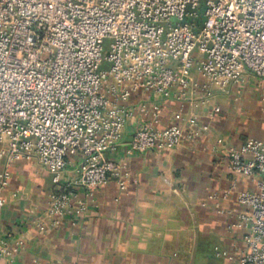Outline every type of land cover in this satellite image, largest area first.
<instances>
[{"label": "built area", "instance_id": "obj_1", "mask_svg": "<svg viewBox=\"0 0 264 264\" xmlns=\"http://www.w3.org/2000/svg\"><path fill=\"white\" fill-rule=\"evenodd\" d=\"M199 7V0H0V157L6 166L34 160L51 174L49 223L41 229L63 219L75 224L110 182L127 187L126 167L108 153L134 115L133 96L194 101L199 92L206 102L213 87L227 90L245 72L264 81V0ZM138 110L146 118L129 151L167 152L197 133L194 121L189 129L158 126L157 104ZM70 164L74 174L66 178ZM227 164L253 183L236 191L246 248L235 264H264V142L251 136L230 146ZM10 178L0 171V210ZM20 244L0 237V264Z\"/></svg>", "mask_w": 264, "mask_h": 264}, {"label": "crops", "instance_id": "obj_2", "mask_svg": "<svg viewBox=\"0 0 264 264\" xmlns=\"http://www.w3.org/2000/svg\"><path fill=\"white\" fill-rule=\"evenodd\" d=\"M249 86L242 78L227 90L213 87L206 102H200L199 92L194 101L133 96L128 103L134 115L108 153L126 167L127 187L120 191L110 182L97 189L75 224L63 219L41 229L49 223L52 181L34 160L6 166L0 157V171L11 173L1 191L0 237L10 245L21 242L8 264H235L246 248L245 228L237 220L244 206L236 191L251 190L253 183L230 173L227 151L251 136L264 142L263 108L250 116L238 102ZM141 103L158 105V126L177 123L189 129L194 121L197 133L167 152L129 151L128 139L146 118L138 110ZM215 105L218 113L212 111ZM73 174L70 164L64 176ZM233 183L236 188L229 191ZM77 191L82 199V189Z\"/></svg>", "mask_w": 264, "mask_h": 264}, {"label": "rangeland", "instance_id": "obj_3", "mask_svg": "<svg viewBox=\"0 0 264 264\" xmlns=\"http://www.w3.org/2000/svg\"><path fill=\"white\" fill-rule=\"evenodd\" d=\"M200 1V7H199V13H202L204 10V2L205 0H199ZM106 49V46H105ZM102 67H105L103 64ZM243 78L247 83L250 85L248 87L249 92L244 90L243 92H240L238 95V99L240 104L242 105V109L245 111V114L248 113L250 116H254V112H256V109H262L261 113L264 114V81H260L256 76H254L252 73L244 74ZM259 95L261 98H253L252 96ZM254 111V112H253ZM262 119V117H261ZM41 170L46 174V176L51 180V174L42 166L39 165Z\"/></svg>", "mask_w": 264, "mask_h": 264}]
</instances>
